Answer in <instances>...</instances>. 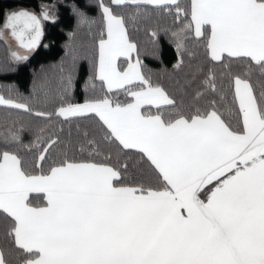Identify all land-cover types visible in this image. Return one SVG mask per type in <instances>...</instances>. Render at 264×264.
Wrapping results in <instances>:
<instances>
[{"label": "snow or ice", "instance_id": "6c2138e0", "mask_svg": "<svg viewBox=\"0 0 264 264\" xmlns=\"http://www.w3.org/2000/svg\"><path fill=\"white\" fill-rule=\"evenodd\" d=\"M141 6L178 22L173 70L184 68L189 43L202 45L210 63L228 69L231 101L213 67L197 66L182 86L188 103L153 82L128 27L145 14ZM95 7L101 28L83 103L33 111L11 98L15 85L0 84L9 93L0 106L97 126H77L79 155L69 129L59 159L53 151L63 128L50 135L41 128L25 144L29 129L0 127V264H264V0L186 7L95 0ZM73 13L90 23L79 6ZM42 21L57 22L47 5L3 13L0 43L16 70L40 46ZM149 35L158 42L157 30ZM233 64L242 71L233 73ZM65 80L67 92L71 72Z\"/></svg>", "mask_w": 264, "mask_h": 264}, {"label": "trees", "instance_id": "16d2710c", "mask_svg": "<svg viewBox=\"0 0 264 264\" xmlns=\"http://www.w3.org/2000/svg\"><path fill=\"white\" fill-rule=\"evenodd\" d=\"M179 2L182 7H186L190 0H179ZM41 5L48 6L52 14L56 16L57 22L52 24L49 21H42L43 36L40 46L23 66H19V70H16L18 66L11 61L9 47L0 43V69L8 71L6 76H0V84L15 85V91L10 94L11 98L17 102L29 104L33 111L53 112L62 100L69 103H81L86 96L92 95L91 92L86 91L85 81L92 73V61L96 56V37L101 28V21L98 9L95 7V0H0V23L3 22V13L9 9L28 7L39 12ZM74 6H79L86 12L90 23L78 22V18L73 13ZM141 10L145 14L134 23L130 22L128 27L133 41L140 48V58L152 70L153 82L162 85L178 99L182 97L185 103H188L190 96H182V86L191 79L197 66L203 67L205 71L213 67L219 78L218 83L227 93L228 101H231L228 69L223 65L210 63L205 56L203 46L192 42L188 44L192 54L185 55L184 68L174 71L172 66L177 62L178 57L176 46L171 40V31L177 30L178 22L174 23L173 15L151 6H141ZM123 11L131 15L133 9ZM152 30H157L160 34L155 44L152 43L149 35ZM73 58H75L74 62ZM121 64L125 65L123 59ZM231 71L240 72L242 67L233 64ZM69 72L73 75L74 87L65 92V77ZM0 94L9 95L4 89H0ZM99 94L97 92V95ZM12 123L30 130L24 135L25 144L33 140L34 133L41 128L46 129L45 135L58 132L60 128H63L64 132L60 133L62 143L53 151V157L56 159H59L65 150L69 129L73 132V150L79 155L77 126L91 132H95L97 128L95 121L89 119L70 118L69 122H65L64 118L60 117L45 121L23 110L0 106V127ZM21 151L23 153L24 149ZM32 158L31 154H26L27 160L31 161Z\"/></svg>", "mask_w": 264, "mask_h": 264}, {"label": "crops", "instance_id": "0c3cea01", "mask_svg": "<svg viewBox=\"0 0 264 264\" xmlns=\"http://www.w3.org/2000/svg\"><path fill=\"white\" fill-rule=\"evenodd\" d=\"M133 55H135V54H133ZM123 59V58H122ZM124 66H126V65H124ZM81 103H83V102H81Z\"/></svg>", "mask_w": 264, "mask_h": 264}, {"label": "rangeland", "instance_id": "374dc122", "mask_svg": "<svg viewBox=\"0 0 264 264\" xmlns=\"http://www.w3.org/2000/svg\"><path fill=\"white\" fill-rule=\"evenodd\" d=\"M13 47H15V45H13Z\"/></svg>", "mask_w": 264, "mask_h": 264}]
</instances>
